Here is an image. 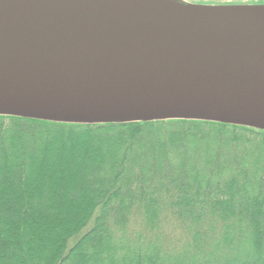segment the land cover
I'll return each instance as SVG.
<instances>
[{"label":"trees","instance_id":"1","mask_svg":"<svg viewBox=\"0 0 264 264\" xmlns=\"http://www.w3.org/2000/svg\"><path fill=\"white\" fill-rule=\"evenodd\" d=\"M0 264H264V130L0 115Z\"/></svg>","mask_w":264,"mask_h":264},{"label":"water","instance_id":"2","mask_svg":"<svg viewBox=\"0 0 264 264\" xmlns=\"http://www.w3.org/2000/svg\"><path fill=\"white\" fill-rule=\"evenodd\" d=\"M180 6L0 11V115L264 130V5Z\"/></svg>","mask_w":264,"mask_h":264},{"label":"bare ground","instance_id":"3","mask_svg":"<svg viewBox=\"0 0 264 264\" xmlns=\"http://www.w3.org/2000/svg\"><path fill=\"white\" fill-rule=\"evenodd\" d=\"M68 9L101 11H169L179 4L161 0H0V11L8 9Z\"/></svg>","mask_w":264,"mask_h":264},{"label":"rangeland","instance_id":"4","mask_svg":"<svg viewBox=\"0 0 264 264\" xmlns=\"http://www.w3.org/2000/svg\"><path fill=\"white\" fill-rule=\"evenodd\" d=\"M163 2H172L180 5H199L202 3H216V4H229V3H245L247 5H264V0H161Z\"/></svg>","mask_w":264,"mask_h":264}]
</instances>
